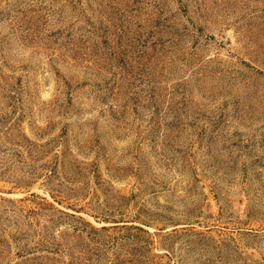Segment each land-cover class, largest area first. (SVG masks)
<instances>
[{
    "label": "rangeland",
    "instance_id": "rangeland-1",
    "mask_svg": "<svg viewBox=\"0 0 264 264\" xmlns=\"http://www.w3.org/2000/svg\"><path fill=\"white\" fill-rule=\"evenodd\" d=\"M0 264H264V0H0Z\"/></svg>",
    "mask_w": 264,
    "mask_h": 264
}]
</instances>
